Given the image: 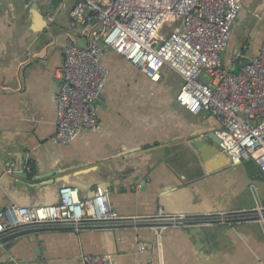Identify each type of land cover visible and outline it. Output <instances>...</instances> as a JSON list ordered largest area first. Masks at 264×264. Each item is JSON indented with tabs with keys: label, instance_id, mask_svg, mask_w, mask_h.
I'll list each match as a JSON object with an SVG mask.
<instances>
[{
	"label": "crops",
	"instance_id": "1",
	"mask_svg": "<svg viewBox=\"0 0 264 264\" xmlns=\"http://www.w3.org/2000/svg\"><path fill=\"white\" fill-rule=\"evenodd\" d=\"M61 1L0 0V212L11 204L57 203L63 186L79 188L82 198L109 193L119 217H149L160 207L202 216L264 205V174L256 162L230 164L211 139L218 122L176 102L181 77L165 68L153 83L110 50L98 127L82 131L67 148L52 142L63 46L81 33L72 2L61 10ZM263 41L264 0H246L225 66L236 67L238 54L255 56ZM137 236L146 245L143 255ZM83 254H110L115 264H264V226L169 229L160 242L145 228L34 230L3 239L0 264H80Z\"/></svg>",
	"mask_w": 264,
	"mask_h": 264
},
{
	"label": "built area",
	"instance_id": "2",
	"mask_svg": "<svg viewBox=\"0 0 264 264\" xmlns=\"http://www.w3.org/2000/svg\"><path fill=\"white\" fill-rule=\"evenodd\" d=\"M68 2L73 4V20L81 27L80 40L88 45L84 48L67 38L63 46L64 62L57 72L61 85L56 95L55 145L67 148L82 131L98 127L97 102L109 78L104 57L110 50L153 83L161 81L165 68L180 76L183 82L176 102L193 115L210 114L220 126L215 134L232 160L236 164L254 161L264 174V41L255 56L238 54L236 67L223 62L246 0H62L59 9ZM13 167L7 172L13 173ZM250 222L264 226L261 202L252 210L202 216L170 214L160 207L149 217H119L109 193L99 190L91 198H82L79 188L63 186L57 203L11 204L1 211L0 245L7 237L34 230L145 228L154 231L160 242L169 229H236ZM135 241L143 255L145 243L138 236ZM79 260L80 264H115L110 254H83Z\"/></svg>",
	"mask_w": 264,
	"mask_h": 264
},
{
	"label": "water",
	"instance_id": "3",
	"mask_svg": "<svg viewBox=\"0 0 264 264\" xmlns=\"http://www.w3.org/2000/svg\"><path fill=\"white\" fill-rule=\"evenodd\" d=\"M77 44L79 45V46H81V47H87V45H88V42H87V40H77ZM215 135V134H214ZM211 139H212V141L213 142H215L221 149H222V153H224L226 156H227V158L229 159V162H230V164H236L233 160H232V158L224 151V149H223V147H222V143H221V140L215 135V136H212L211 137Z\"/></svg>",
	"mask_w": 264,
	"mask_h": 264
}]
</instances>
